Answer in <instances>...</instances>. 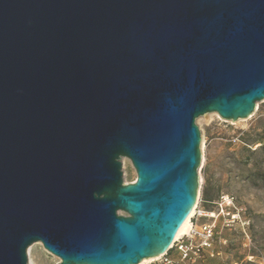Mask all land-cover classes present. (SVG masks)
<instances>
[{"label":"water","instance_id":"95a60500","mask_svg":"<svg viewBox=\"0 0 264 264\" xmlns=\"http://www.w3.org/2000/svg\"><path fill=\"white\" fill-rule=\"evenodd\" d=\"M264 102V0H0V264H140L196 206V120ZM123 158L136 179L126 182Z\"/></svg>","mask_w":264,"mask_h":264},{"label":"rangeland","instance_id":"374dc122","mask_svg":"<svg viewBox=\"0 0 264 264\" xmlns=\"http://www.w3.org/2000/svg\"><path fill=\"white\" fill-rule=\"evenodd\" d=\"M201 130L202 162L199 168V208L217 210L222 196L234 198L241 221L228 224L230 216H203L198 223H214L216 234L210 250L184 258L178 248L146 264H264V102L252 117L232 122L217 113L196 120ZM126 182L136 179L128 158H123ZM31 264H57L59 258L36 242L28 249Z\"/></svg>","mask_w":264,"mask_h":264},{"label":"built area","instance_id":"2783aa9c","mask_svg":"<svg viewBox=\"0 0 264 264\" xmlns=\"http://www.w3.org/2000/svg\"><path fill=\"white\" fill-rule=\"evenodd\" d=\"M216 204V211L207 212L204 209H200L198 203V206L196 207L195 212L191 217V225L189 227V230L186 233L182 234L174 242L172 249L175 247L178 248L183 254V257L187 258L190 257L191 253L198 255L203 251L210 250L212 248L213 240L216 234V221L214 223H198L199 219L203 216L210 215L212 217H218L221 215H227L230 216L228 224L235 223L236 221H241L239 213L233 212V214L231 215L232 210H237L233 197L229 195L222 196ZM167 255L168 253L162 257H166Z\"/></svg>","mask_w":264,"mask_h":264},{"label":"bare ground","instance_id":"6f19581e","mask_svg":"<svg viewBox=\"0 0 264 264\" xmlns=\"http://www.w3.org/2000/svg\"><path fill=\"white\" fill-rule=\"evenodd\" d=\"M198 206V201L196 203V206L194 207V209L192 210L191 214L189 215V217L185 220V222L182 224V226L180 227L178 233H177V236L175 238V241L184 233H186L188 230H189V227L191 225V217L193 216L194 212H195V209L196 207ZM174 241V242H175ZM174 245V243H173ZM172 245V246H173ZM160 257L162 256H159V257H152V258H148V259H144L140 264H146L148 262H151V261H154L156 259H159Z\"/></svg>","mask_w":264,"mask_h":264}]
</instances>
